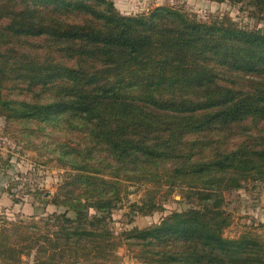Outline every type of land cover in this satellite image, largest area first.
Wrapping results in <instances>:
<instances>
[{
  "label": "trees",
  "instance_id": "1",
  "mask_svg": "<svg viewBox=\"0 0 264 264\" xmlns=\"http://www.w3.org/2000/svg\"><path fill=\"white\" fill-rule=\"evenodd\" d=\"M230 1L264 13V0ZM1 116L67 167L68 206L0 226L2 264L36 247L38 264L109 253L107 217L130 185H185L198 200L122 233L140 261L264 264V238L225 236L222 207L224 189L264 178V30L163 5L127 15L113 0H0Z\"/></svg>",
  "mask_w": 264,
  "mask_h": 264
},
{
  "label": "rangeland",
  "instance_id": "2",
  "mask_svg": "<svg viewBox=\"0 0 264 264\" xmlns=\"http://www.w3.org/2000/svg\"><path fill=\"white\" fill-rule=\"evenodd\" d=\"M120 12L127 15L148 13L157 6H170L200 20L228 16L240 26L264 30V13L255 15V7L248 1L230 0H113ZM17 122L0 117V226L10 227L17 221H40L52 213L68 210L64 182L67 167L58 159L51 148H41V138L27 137L19 130ZM49 135L54 136L48 129ZM62 138L64 136L62 135ZM30 142H36L35 147ZM237 142L236 139L231 140ZM31 144V145H30ZM31 146V147H30ZM51 147V146H50ZM187 186L175 187L172 191L164 188L159 192L149 191L145 186H129V191L119 206L107 217L112 240L117 243L109 247V253L83 251L82 260L72 264H150L138 259L137 249L125 242L122 233L133 227H149L173 211L186 210L197 204L195 197L187 198ZM223 209L231 214L232 222L224 229L227 237H238L245 231L253 230L264 238V178L246 180L239 188L224 189ZM57 197V202L53 198ZM49 198V199H48ZM49 200V201H46ZM155 204L147 214L136 212V205ZM91 212H95L94 209ZM69 216L74 217L70 210ZM42 221V220H41ZM47 231L45 230L44 233ZM19 261L8 264H38L37 247L26 249ZM38 259V257H37ZM69 260H73L69 258ZM47 260L46 262H48ZM95 261L97 263H95ZM0 259V264L1 263ZM60 264H70L63 262Z\"/></svg>",
  "mask_w": 264,
  "mask_h": 264
}]
</instances>
